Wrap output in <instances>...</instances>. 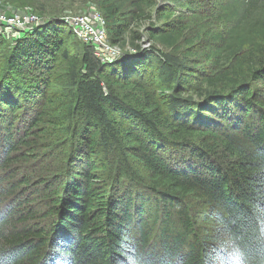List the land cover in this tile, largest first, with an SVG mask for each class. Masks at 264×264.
Here are the masks:
<instances>
[{"label":"trees","instance_id":"1","mask_svg":"<svg viewBox=\"0 0 264 264\" xmlns=\"http://www.w3.org/2000/svg\"><path fill=\"white\" fill-rule=\"evenodd\" d=\"M86 1L132 52L102 61L59 18L0 35V264H200L212 215L264 176V0H214L221 32L155 0Z\"/></svg>","mask_w":264,"mask_h":264},{"label":"clouds","instance_id":"2","mask_svg":"<svg viewBox=\"0 0 264 264\" xmlns=\"http://www.w3.org/2000/svg\"><path fill=\"white\" fill-rule=\"evenodd\" d=\"M198 251L200 264H264V176L212 215Z\"/></svg>","mask_w":264,"mask_h":264},{"label":"rangeland","instance_id":"3","mask_svg":"<svg viewBox=\"0 0 264 264\" xmlns=\"http://www.w3.org/2000/svg\"><path fill=\"white\" fill-rule=\"evenodd\" d=\"M27 1L29 5L35 8L36 12H39V14L44 16L43 20L59 18V19H62V21L66 23V19L68 17L84 16L87 18H91V16H97L99 18V21H98L99 25L102 24L103 17H102V13L99 7L90 1L89 2L87 1L83 2V0L82 1L81 0H27ZM155 1L157 3L156 7L171 6V8L175 9L177 15L182 13L183 16L187 19H190L193 24H199L201 26L204 20L208 21V19H206L208 16L209 17L212 16L214 18V22L212 23L211 28L214 31L221 32L226 29V25L225 24L223 25L220 22H218L217 18L215 17L217 15V8L215 6L214 0H155ZM191 3H193V6H191ZM194 10H199V13L193 15V18H191L190 16L191 12H193ZM8 11H11V10H8ZM152 12H151V15L154 14L153 19H151L152 22L149 23L148 21H145L142 24V26H140V32L142 34L141 42H140L141 47H150L152 45L154 46V44L151 41H149L148 36H147L148 26L149 25L161 26V24L163 23V20L158 21L159 18L157 17V14L152 13ZM39 18L41 21L42 17H39ZM29 24H31L30 26L33 27L35 26V24L38 25L39 22L38 23L29 22ZM76 37L77 39H79L77 35ZM8 40L10 41L11 39H8ZM79 41L81 40L79 39ZM106 42L112 47H115L117 49L116 53H114L113 55L116 57L129 53V51L132 50V49H129L130 47H124L122 49H118V47L114 46L108 41ZM198 46H200V48L203 47L209 50V48H211L213 45L211 44L209 40L206 39V40H203L201 43L197 44V47ZM158 48L162 49L161 47H158ZM190 62L191 64H197L198 65L197 67L199 68H204L207 65V61H205L203 57L191 58ZM58 162H59V159L56 160V165L59 164ZM25 189H26L25 194L28 196V199L31 202V206H33V208H36L38 204L34 203L35 197L32 196V194L34 193L33 191L34 189L32 187H28ZM39 207H41V205H39ZM39 223L41 224L42 227H44L45 223L47 222L46 220L41 219ZM47 224H49V220Z\"/></svg>","mask_w":264,"mask_h":264},{"label":"built area","instance_id":"4","mask_svg":"<svg viewBox=\"0 0 264 264\" xmlns=\"http://www.w3.org/2000/svg\"><path fill=\"white\" fill-rule=\"evenodd\" d=\"M2 9L3 8H0V35L11 39L19 38L23 32L31 30L35 26H40L44 22V20L40 21V18L36 17V15L25 10L22 12H11ZM98 21L99 18L97 16H91V18L73 16L66 19L67 25L74 31L79 39L83 43L94 47V53L100 60H113L116 58V56L113 55L116 53L117 49L106 42L104 22L102 20V24L99 25ZM29 22H39V24H35V26L32 27Z\"/></svg>","mask_w":264,"mask_h":264},{"label":"water","instance_id":"5","mask_svg":"<svg viewBox=\"0 0 264 264\" xmlns=\"http://www.w3.org/2000/svg\"><path fill=\"white\" fill-rule=\"evenodd\" d=\"M51 20V19H50ZM46 21V20H45ZM48 21V20H47ZM130 52H132V50H130Z\"/></svg>","mask_w":264,"mask_h":264}]
</instances>
